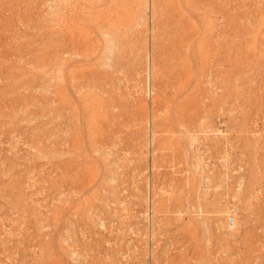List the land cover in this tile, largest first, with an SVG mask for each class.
Instances as JSON below:
<instances>
[{
	"label": "rangeland",
	"instance_id": "374dc122",
	"mask_svg": "<svg viewBox=\"0 0 264 264\" xmlns=\"http://www.w3.org/2000/svg\"><path fill=\"white\" fill-rule=\"evenodd\" d=\"M0 264H264V0H0Z\"/></svg>",
	"mask_w": 264,
	"mask_h": 264
}]
</instances>
